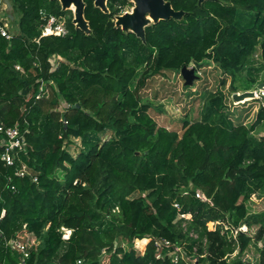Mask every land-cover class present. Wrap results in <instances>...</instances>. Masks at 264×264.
<instances>
[{"label": "trees", "instance_id": "16d2710c", "mask_svg": "<svg viewBox=\"0 0 264 264\" xmlns=\"http://www.w3.org/2000/svg\"><path fill=\"white\" fill-rule=\"evenodd\" d=\"M167 1L182 15L145 26L142 43L114 24L129 0H107L108 12L83 0L88 32L58 0H10L20 17L9 40L0 34V125L17 126L25 146L12 165L0 158V264H175L155 257L157 239L187 255L203 245L196 264H264L254 201L264 194V106L250 126L233 125L218 90L204 119L179 132L158 125L141 96L149 79L192 62L232 79L264 70V0ZM40 11L63 16L68 35L36 42ZM21 164L28 174H16ZM144 238L140 253L133 242Z\"/></svg>", "mask_w": 264, "mask_h": 264}, {"label": "rangeland", "instance_id": "374dc122", "mask_svg": "<svg viewBox=\"0 0 264 264\" xmlns=\"http://www.w3.org/2000/svg\"><path fill=\"white\" fill-rule=\"evenodd\" d=\"M129 1L131 4L119 15H116L113 18L114 24L117 23L118 16L132 12L134 1ZM2 3L3 2L1 1L0 18L8 24L11 32L15 33L17 31V20L20 17V12L11 9L10 13L14 15V17L13 20H10L7 16L8 11L6 5ZM70 10L72 12V19H74L75 9L73 10L70 8ZM140 40L142 41V39ZM252 59V62L254 63L253 66L257 67L259 63L258 51L255 52ZM52 64L55 65L54 60H52ZM188 67H193V63H190ZM195 74L198 78L190 86L184 84V80L180 75V70H165L161 74L148 80L146 88L141 92V96L143 102L150 104L151 107L149 108L148 113L158 125L169 129H175L180 132L183 120L194 121L204 119L208 114L206 109L207 97H209L210 93L214 94L218 90L225 95L226 106L223 110V115L231 121L233 125L244 124L250 126L253 123L259 108L264 106V95L260 92L261 89L264 90V70L258 72L253 71L250 73L247 68H243V70L232 79V76L223 73L216 63L204 60L201 65L195 69ZM250 76L254 78V83L252 84L249 82ZM222 80L224 83H221ZM232 87H235V93L241 94L245 91H252L257 96L234 101L232 97ZM216 119L213 122L220 120L219 118ZM108 135L109 132L106 133V136ZM256 135H264V123L258 126ZM70 148L72 152L74 147L71 146ZM254 199V201L258 203L255 210L264 208V194L255 196ZM241 229L242 231L246 230L244 226H242ZM144 239V244L140 243L139 240L133 242V247L140 253H143L145 246L149 241V238ZM19 241L24 243L22 239H19ZM121 243L125 248L128 247L124 241H121ZM202 247L203 254L201 255L199 254V247L195 246L194 257H205L207 252L203 245ZM193 261L194 259L189 263H193Z\"/></svg>", "mask_w": 264, "mask_h": 264}, {"label": "built area", "instance_id": "2783aa9c", "mask_svg": "<svg viewBox=\"0 0 264 264\" xmlns=\"http://www.w3.org/2000/svg\"><path fill=\"white\" fill-rule=\"evenodd\" d=\"M3 4V3H2ZM40 19L42 23L40 24V35L34 39L38 42L39 37L47 36V35H57V36H66L69 33V30L65 23V18L63 16H56L53 14H46L44 11H40ZM75 25V24H74ZM0 34L1 36L5 37L9 40L12 37V33L9 29V26L6 22L0 18ZM16 69H21L19 66H15ZM42 91V87H40L39 92L37 93V97ZM261 94L264 95V90H260ZM254 93V92H253ZM254 96H257L254 93ZM25 146V139L24 134L20 132L17 126L12 127H5L0 125V147H1V154L0 158L6 165H12L14 162V158L18 152L24 149ZM16 174L24 175L28 174V168L25 164H21ZM33 181H36V177L33 176ZM196 196L200 199H205L203 195H201L198 191L196 192ZM175 206H177L175 204ZM181 217L186 219L190 218L189 214H181ZM215 222H208L207 228L209 230L214 229ZM185 227V223L182 224ZM245 227V226H244ZM246 228V227H245ZM238 230H242L241 227ZM63 238H68L70 234V230L64 229L63 230ZM237 230H235L236 232ZM189 236L196 237L195 233L190 232ZM157 252L155 254L156 258H165L169 257L171 261L177 264L179 261H183L185 264H196L197 258L194 257V254L187 255V253L183 250V244L174 243L167 239H157L155 242ZM14 247L23 254V256L27 255V247L25 244L19 240L14 241ZM172 247V249H171ZM167 248V250H165ZM193 253L195 252V247L193 248ZM194 259L193 263H189ZM79 262V261H78Z\"/></svg>", "mask_w": 264, "mask_h": 264}, {"label": "water", "instance_id": "95a60500", "mask_svg": "<svg viewBox=\"0 0 264 264\" xmlns=\"http://www.w3.org/2000/svg\"><path fill=\"white\" fill-rule=\"evenodd\" d=\"M6 5V9L8 11V19L13 20V15L10 13L12 9L10 0H0ZM61 9L66 10L70 9V4L73 3L75 6L74 10V19L72 22L75 26L81 29L84 32H88V23L84 18L83 10L85 7V3L83 0H58ZM134 1V8L132 12L125 13L121 16H118V21L115 26L120 27L124 31H130L134 33L137 37L142 39L144 42L145 35H144V28L145 26L149 25L150 23H156L162 19L172 18H179L182 15V11L178 10L175 11L170 2L167 0H133ZM203 0H198V3H201ZM107 0H93V4L95 7H98L103 12H108L106 7ZM150 19H147V17ZM193 63V67L182 66L180 69V75L184 80V84L186 86H190L193 84L195 80H197L198 76L195 74V69L201 65V63ZM232 97L234 101L242 100L247 97H254V93L252 91H245L241 94L233 93Z\"/></svg>", "mask_w": 264, "mask_h": 264}, {"label": "bare ground", "instance_id": "6f19581e", "mask_svg": "<svg viewBox=\"0 0 264 264\" xmlns=\"http://www.w3.org/2000/svg\"><path fill=\"white\" fill-rule=\"evenodd\" d=\"M69 7H70L71 9H73V10L75 9V8H74L75 6H74L73 3H71ZM147 19H150V17L148 16Z\"/></svg>", "mask_w": 264, "mask_h": 264}]
</instances>
